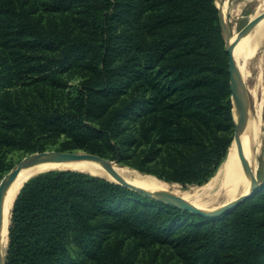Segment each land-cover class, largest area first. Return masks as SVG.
<instances>
[{
  "label": "trees",
  "instance_id": "obj_1",
  "mask_svg": "<svg viewBox=\"0 0 264 264\" xmlns=\"http://www.w3.org/2000/svg\"><path fill=\"white\" fill-rule=\"evenodd\" d=\"M66 89L62 106L45 94ZM232 132L214 0H0V181L13 169L8 149L41 153L60 140L59 152L200 187ZM259 181L206 218L93 175L44 172L13 202L5 263L264 264ZM135 251L155 254L138 262Z\"/></svg>",
  "mask_w": 264,
  "mask_h": 264
},
{
  "label": "bare ground",
  "instance_id": "obj_2",
  "mask_svg": "<svg viewBox=\"0 0 264 264\" xmlns=\"http://www.w3.org/2000/svg\"><path fill=\"white\" fill-rule=\"evenodd\" d=\"M247 1L235 0V3L230 4L229 0H216V5L220 13L225 18H228V16H236L239 14L241 6ZM256 2V11L250 20L264 13V0H256ZM230 36L231 41H233L236 34L231 32ZM263 46L264 18L245 37L241 38L232 49V55L247 90L246 116L244 128L241 133V144L245 156L252 150L253 146L257 150L254 169L251 168L255 177L258 171V157L264 143V52L261 51ZM254 81H256L255 84L251 86L250 84ZM233 112L235 113V108ZM238 167L239 164L235 154H231L230 152L227 164L224 168L219 169L206 185L188 191L182 190L177 185L163 183L155 177L141 175L112 163L113 170L127 182L150 192L168 193L181 197L202 211L220 209L230 201L248 192L249 176L248 174L243 175ZM46 171H75L112 181L100 163L90 160H76L68 163H41L22 170L8 187L3 200L1 262L4 259L5 248L7 246V228L10 222L14 199L27 179ZM214 188L217 189L214 197L218 198L220 195L226 199V203L217 208L210 209L207 208V203L200 201V197L201 195L203 196L209 193L210 190H214Z\"/></svg>",
  "mask_w": 264,
  "mask_h": 264
},
{
  "label": "water",
  "instance_id": "obj_3",
  "mask_svg": "<svg viewBox=\"0 0 264 264\" xmlns=\"http://www.w3.org/2000/svg\"><path fill=\"white\" fill-rule=\"evenodd\" d=\"M214 5L218 12V18H219V23H220V27L222 31V39H223V44H224V52L227 55V66H228V74H229V91H230V100L232 104V117H233V132H232L231 144H230L228 153L226 155V158L224 159V161L222 162L218 170L224 168V166L227 164L230 152L231 154L232 153L235 154L238 164H239V167H238L239 171L243 175L248 174L249 176L248 192L245 195H241L237 197L235 200L230 201L229 203H227L224 207L220 209H217L214 211H202L194 207L192 204L185 201L181 197L174 196L168 193L150 192L146 189L137 187L127 182L113 170L112 162L107 159H104V158H101L95 155H91L88 153H79V152L76 153V152H52V151L48 152V151H45L41 153H34V154H31V155H28L22 158L18 162V164L15 166V168L10 170V172H8L0 181V264H6L5 255H4L3 261L1 262L2 205H3V200L6 194V191L8 187L10 186V184L16 179V177L22 170L33 167L41 163H68V162H73L76 160L95 161L102 165L103 169L107 172L109 177L112 179L111 181L112 183L126 187L132 191L139 193L140 195L148 199H151V200H154V201L166 204V205H170L182 211L190 212L192 214L199 215V216L206 217V218H216L225 213H228L232 211L234 208H236L239 204L243 203L245 200L249 199L250 197L254 195V193L257 191V189L262 184L258 182L256 177L252 173V169L250 167L249 162L246 159V156L244 154L243 147L241 144V133L244 128L245 116H246V102H247V92L246 91L247 90H246L244 81L242 80L241 75L239 73L238 67L235 63L234 57L232 55V49H233V46L242 37L247 35L264 18V13H261L255 16L253 19L249 20L247 24L244 26V28L238 33V38L231 41V36H230L231 33L229 30L226 18L220 13L219 8L216 5V0H214ZM234 108H235V113L233 112ZM38 174H41V173H38ZM36 175H33L30 178ZM29 179H27L23 183V185ZM8 229H9V225L7 228V235H8Z\"/></svg>",
  "mask_w": 264,
  "mask_h": 264
},
{
  "label": "rangeland",
  "instance_id": "obj_4",
  "mask_svg": "<svg viewBox=\"0 0 264 264\" xmlns=\"http://www.w3.org/2000/svg\"><path fill=\"white\" fill-rule=\"evenodd\" d=\"M229 3L230 4L235 3V0H229ZM256 5H257L256 0H248L247 2L244 3V5L241 6V9H240L239 14H237L236 16H228V18H226V21H227V24H228L230 33L233 32V33L236 34L235 39L238 38V33L244 28V26L250 20L251 16H253L255 14ZM261 51L264 52V46L261 48ZM76 82H77V79L76 78H72V79H70L68 81L69 85H74V84H76ZM255 82L256 81H254L250 85L251 86L254 85ZM45 94L54 103H56L59 106H62L65 102H67L68 98L70 97L71 90L70 89H66V90H56L54 92L48 90V91H45ZM59 143H60V140H58L57 142H54V143L50 144L48 146V148H47V151L48 152H51V151L52 152H59V150H58ZM75 152L76 153L77 152H79V153H85L83 151H75ZM28 155H31V154H23L22 152H20L18 150H15V149H8L7 150V156H8V159H10L12 161L13 168H15V166L18 164V162L22 158H24V157H26ZM256 158H257V150H255V146H253L252 150L246 155V159L249 162L250 167L252 169H254V165H255ZM111 162L112 163H115V164H117V165H119L121 167H124V168L130 169L132 171H135V172H137V173H139L141 175H144V174L138 172L137 170L132 169V168H130V167L124 165V164H119V163L114 162V161H111ZM220 165H219V167H220ZM256 179L258 180V182H260L259 181L260 179H264V143L262 145V149H261L260 155L258 157V171H257V174H256ZM107 181H109V180H107ZM109 182H111V181H109ZM161 182H163V181H161ZM163 183H165V182H163ZM166 184H169V183H166ZM173 185H177V184H173ZM177 186L180 187L182 190H188V191L193 190V189H197V186H189V187H185V188L181 187L180 185H177ZM200 187H202V186H200ZM216 190L217 189L214 188V190L213 189L210 190L209 193H207V194H205L203 196L201 195L200 201L202 203L203 202L207 203L208 204V207L207 208H210V209L213 208L214 209V208H217V207H219L221 205H224L226 203V199H224V197H222L220 195H219L218 198L214 197V194H215V191ZM210 198H211V200H210ZM223 200H224V202H223ZM126 244H128V241H126ZM125 247H126V245H125ZM5 251H6V249H5ZM135 252H136L135 254H137L138 262H141V261H144V260H149L150 257L155 254L154 253L155 251H149V252L148 251L147 252H145V251L144 252L143 251H135ZM4 255H5V253H4ZM95 264H101V263H95Z\"/></svg>",
  "mask_w": 264,
  "mask_h": 264
}]
</instances>
